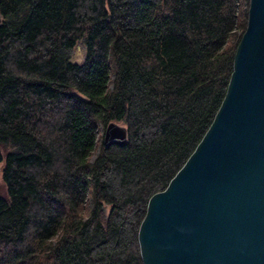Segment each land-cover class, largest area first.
<instances>
[{
	"label": "trees",
	"instance_id": "16d2710c",
	"mask_svg": "<svg viewBox=\"0 0 264 264\" xmlns=\"http://www.w3.org/2000/svg\"><path fill=\"white\" fill-rule=\"evenodd\" d=\"M248 7L0 0V264H144L148 200L210 126Z\"/></svg>",
	"mask_w": 264,
	"mask_h": 264
},
{
	"label": "water",
	"instance_id": "95a60500",
	"mask_svg": "<svg viewBox=\"0 0 264 264\" xmlns=\"http://www.w3.org/2000/svg\"><path fill=\"white\" fill-rule=\"evenodd\" d=\"M127 140L107 124L106 146ZM138 237L144 264H264V0H249L225 96Z\"/></svg>",
	"mask_w": 264,
	"mask_h": 264
},
{
	"label": "rangeland",
	"instance_id": "374dc122",
	"mask_svg": "<svg viewBox=\"0 0 264 264\" xmlns=\"http://www.w3.org/2000/svg\"><path fill=\"white\" fill-rule=\"evenodd\" d=\"M80 50H82V47ZM79 52L81 54L83 53V51H79ZM5 192H6V186L2 178V164H0V193H5Z\"/></svg>",
	"mask_w": 264,
	"mask_h": 264
}]
</instances>
